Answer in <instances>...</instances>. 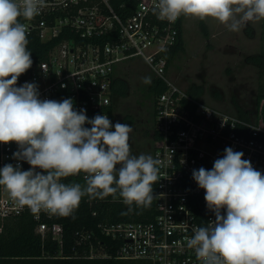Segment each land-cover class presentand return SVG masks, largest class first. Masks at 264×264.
<instances>
[{
    "label": "built area",
    "instance_id": "built-area-1",
    "mask_svg": "<svg viewBox=\"0 0 264 264\" xmlns=\"http://www.w3.org/2000/svg\"><path fill=\"white\" fill-rule=\"evenodd\" d=\"M157 2L138 0L130 11L126 0H45L46 6L32 20L21 17L27 34L35 33L43 43L57 41L45 61L17 80L18 87L36 83L40 99L71 98L88 118L106 114L113 123L111 84L120 63L139 58L153 78L165 84L155 98L151 132L156 136L152 156L161 161L154 219L100 225V236L108 244L88 232L77 233L73 258L201 264L186 242L193 227H207L215 216L207 208L205 190L192 178L193 170L211 169L224 149L231 147L243 152L242 158L264 175V99L247 118H241L200 102L169 81L164 53L177 41L181 16L174 23L160 20L153 11ZM17 150L15 142L0 144V168L17 163L13 159ZM19 163L23 170L30 168L25 161ZM80 174L85 178V173ZM23 214L32 217L35 233L53 241L61 255L63 230L55 222L59 215L33 214L0 186V220Z\"/></svg>",
    "mask_w": 264,
    "mask_h": 264
},
{
    "label": "clouds",
    "instance_id": "clouds-1",
    "mask_svg": "<svg viewBox=\"0 0 264 264\" xmlns=\"http://www.w3.org/2000/svg\"><path fill=\"white\" fill-rule=\"evenodd\" d=\"M45 6V0H0V144L18 146L17 163L0 168V186L33 214L72 216L86 195L115 199L118 194L128 212L133 205L150 207L161 161L131 154L130 125H113L106 114L88 118L71 98L40 99L34 82L16 86L33 64L27 26L19 18L30 21ZM153 11L170 23L181 15L211 17L239 32L264 20V0H158ZM143 82L150 84L151 78ZM243 156L226 147L211 169L192 172L215 216L207 227H193L186 242L201 264H264V175ZM20 161L30 168L23 170ZM80 173L86 174L85 186L62 182Z\"/></svg>",
    "mask_w": 264,
    "mask_h": 264
},
{
    "label": "rangeland",
    "instance_id": "rangeland-1",
    "mask_svg": "<svg viewBox=\"0 0 264 264\" xmlns=\"http://www.w3.org/2000/svg\"><path fill=\"white\" fill-rule=\"evenodd\" d=\"M261 27V21L249 22L239 32H232L214 18L184 16L183 49L170 63L166 78L185 91L197 90L198 100L206 105L236 114L237 103L250 114L256 106L258 70L246 58L259 52ZM116 73L126 80L129 93L117 100L113 124L132 127V155L152 156L153 107L143 78L153 75L139 58L120 63Z\"/></svg>",
    "mask_w": 264,
    "mask_h": 264
},
{
    "label": "trees",
    "instance_id": "trees-1",
    "mask_svg": "<svg viewBox=\"0 0 264 264\" xmlns=\"http://www.w3.org/2000/svg\"><path fill=\"white\" fill-rule=\"evenodd\" d=\"M137 1L138 0H126V2L130 4V11L135 7ZM183 19L184 15H181L180 29L176 43L164 53V57L167 61V69L178 55L177 53L183 49ZM19 20L22 23V18H19ZM261 26V46L259 52L246 58V62L252 64L258 70L255 90L256 106L260 100L264 99V20L261 21ZM249 32L250 31H248V34ZM27 38L29 41L27 48L31 51V58L33 61L32 68L34 65L47 59L49 50L57 41L43 43L35 33L27 34ZM31 68L20 77H25ZM116 74L117 73H114L111 84L113 111L116 108L117 100L126 97L129 93L126 80L119 78ZM164 90L165 84L161 80L152 78L151 83L148 84V94L150 95L153 107V123L155 98ZM187 92L194 98H197V90L194 91L191 88ZM234 106L236 115L241 118L248 117V112L244 111L237 103H235ZM151 138L156 139V136L153 135L152 137L151 135ZM62 182L66 184L79 183L82 187L85 186L86 183L85 178H83L81 174L62 178ZM154 192L155 184L153 185V195ZM155 215L154 198L150 207L137 208L133 205V210L128 212V206L123 203L118 194L115 199L112 196H108L104 199H91L86 195L81 199L79 207L74 211L72 216H58L55 219V222L59 223L63 230L61 255H59V248L53 241L49 238L42 239L39 234L35 233L36 224L30 215L23 214L18 217L0 220V264H150L143 260L123 261L114 258H73V248L75 245V235L77 233L88 232L92 236L99 237L103 243L108 244L109 240L100 236L98 229L100 225L126 222L148 223L154 219ZM77 250L81 252L82 248L79 247ZM108 251L112 253V249Z\"/></svg>",
    "mask_w": 264,
    "mask_h": 264
}]
</instances>
